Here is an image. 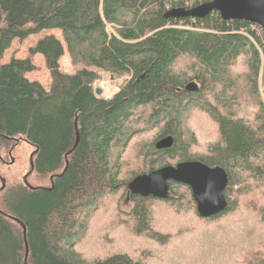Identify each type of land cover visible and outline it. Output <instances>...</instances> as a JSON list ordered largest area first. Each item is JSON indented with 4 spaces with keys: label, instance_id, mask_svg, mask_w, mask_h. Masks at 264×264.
<instances>
[{
    "label": "trees",
    "instance_id": "obj_1",
    "mask_svg": "<svg viewBox=\"0 0 264 264\" xmlns=\"http://www.w3.org/2000/svg\"><path fill=\"white\" fill-rule=\"evenodd\" d=\"M206 1L0 0V61L14 39L55 29L72 62L83 65L74 74L60 71L64 44L53 34L29 48L31 54L44 58L51 77L48 89L26 77L36 69L29 58L11 57L0 63V147L11 149L23 137L35 149L34 172L39 177L57 172L48 187L15 182L1 191L0 264H146L144 250L137 253L140 245L159 252L174 238L152 227L162 225L151 220L148 208L152 201L176 203L170 195L175 187L191 191L187 185L168 181L166 199L129 197L133 205L124 215L131 226H116L114 234L125 235L126 243L112 247L125 250L87 258L88 253L75 247L84 235L96 232L91 221L88 225L89 212L99 209L104 195L120 190L118 158L137 132L130 124L139 107H151L146 123L158 128L159 138L171 135L174 144L152 149L149 168L130 180L155 167L174 165L169 160H197L220 166L227 174L226 208L209 218L198 215L196 236L188 233L183 239L197 246L193 264H210L207 259L212 264H264V250L258 255L253 249L258 241L253 235L258 232L255 217L249 210L246 215L241 200L251 189L243 173L264 180V101L254 94L264 60V30L259 25H255L258 31L251 29L247 21L223 20L217 12L202 19L164 16L171 8L187 9ZM246 53L248 90L259 107L253 121L236 117L231 110L236 87L229 68ZM182 57L192 59L190 73L175 69ZM88 67L130 78L111 98L102 99L94 89L100 74ZM191 82L198 83L197 91L185 88ZM192 98L195 105L186 102ZM190 109L205 112L217 124L220 141L210 146L211 154L191 152L194 134L187 141L183 138L182 123ZM200 221L216 224L211 229L220 232ZM204 230H209L208 235L201 234ZM131 248L134 254L127 251ZM177 255L165 250L158 264H177Z\"/></svg>",
    "mask_w": 264,
    "mask_h": 264
},
{
    "label": "rangeland",
    "instance_id": "obj_2",
    "mask_svg": "<svg viewBox=\"0 0 264 264\" xmlns=\"http://www.w3.org/2000/svg\"><path fill=\"white\" fill-rule=\"evenodd\" d=\"M50 34L59 38L64 44V54L59 60L60 71L67 74H74L76 71L81 70L83 65L81 63L72 62L61 33L55 29L43 30L39 33L31 34L22 40L14 39L10 47L4 52L0 63L9 61L11 57L29 58L36 66V69L27 73L26 77L30 80L39 81L44 88L48 89L51 77L49 70L45 66L44 58L40 54H31L29 52V48L33 47L38 39ZM261 57L264 58L263 55H261ZM249 58V54L246 53L245 55L240 56V59L231 68H229V72L235 80L232 83L233 88L236 87L232 90L234 102L231 104V110L236 117H242L243 119L253 121L254 114L259 112L258 103L256 101L257 98L254 94L259 97V99L264 101V60L262 59V62L260 63L257 92L253 94V91L248 90L249 82L246 77ZM190 60L192 59L190 58ZM190 60L187 57L179 58L175 63V69L184 73H190ZM88 68L96 70L100 74V78L96 81L94 89L99 88L101 90L100 94L96 95L102 99L111 98L130 78L126 74L116 77L111 76L106 72L98 71L92 67ZM107 86L111 90H108L106 88ZM205 98H208L206 94ZM186 102H191L192 104L197 103L194 102V98L186 100ZM150 108L151 107L137 108L135 110V116L132 118L133 121L130 126L136 129L137 132L133 133L127 145L128 147H126L125 151L118 158L120 168L117 179L122 182L119 187L120 190L118 193L104 195L102 200H99V204H97L99 209L94 212L92 211L91 214L89 212L90 217L87 219L88 225L91 221L90 227L92 223L94 224V229L96 231L95 234L93 236H89V234L87 236L84 235L75 244L78 252H81L84 255L85 253H88L86 256L87 258L90 256L101 257L114 251L125 250L120 246L113 249L112 247L120 241L121 243H126L125 235H114L116 232L115 227H122L125 225L131 226L129 219H127L126 215H124V213L128 212L133 205V202L129 200L127 184L134 174L149 168L151 163L150 156L153 155L152 149H155L154 143L157 139H159L158 136L160 134L158 128L146 123L147 118L150 115ZM189 112V114L187 113L184 116L186 117L188 115L182 123L183 138L187 141L189 135L191 136V133L194 134L196 142L191 145V152L198 154L196 152L206 153L208 151V154H211L209 151L210 146L212 144H217L220 141L217 124L203 111L190 109ZM15 143V146L11 149L7 146L0 147L1 210H4V206H2L3 192H1L3 188L12 186L15 182L32 188L48 187L52 185L53 178L55 177L54 175L57 174L56 172L44 177H39L33 170L35 155L34 147H32L23 137L17 138ZM152 144L153 146H151ZM169 162L176 164L175 160H169ZM242 178L244 179L245 184H248L251 187L248 192L242 195L241 200L244 206L247 207L246 215L249 210L251 212V216L255 217V227H257L258 232H253V235H258V241L253 246V249L254 252L259 255L264 250V180H259V178H256L250 173L246 174V172L242 174ZM2 179L4 180L3 187ZM190 192L191 191L187 188L185 189L178 186L174 188V193L170 192V195L173 196L175 200L172 202L176 203L169 204L166 202L152 201L149 204L150 206L148 208L151 211V220H159L162 225V228L155 227L153 225L152 227L162 231L163 234L173 235L174 238L171 239L170 242L168 241L166 244H162L159 252L154 251L149 245H140L141 247L138 248L137 253L144 250V261L146 260V264H158V260H163L160 254L165 250L178 254L175 259L177 264L182 262H191V264L194 263V253L197 250V246L191 242L188 244L186 240H183L189 236L186 235L188 233H192L190 236H196V225L199 222L196 203L193 198L191 200L189 195ZM229 195L232 196V193ZM177 200H180V202L177 203ZM89 210L90 209L87 211ZM82 216L84 215L82 214L81 217ZM242 217L245 216L242 215ZM104 218H107V222H105ZM124 219L126 221H123ZM220 221L221 220L218 222ZM222 222L223 221L219 224ZM200 223L206 225L210 229L216 228L217 226L216 224H208L204 221H200ZM211 230L217 233L220 232L219 229ZM208 231L209 230H204L201 234L208 235L206 234ZM181 236L183 238L178 239ZM196 241L201 245L202 241H199L198 238H196ZM206 241V246H208L209 238H207ZM132 248L127 250L130 254H134ZM157 256L159 257L157 258ZM242 258L247 259L245 256ZM156 259L157 261H155ZM207 261L212 264L210 260L207 259Z\"/></svg>",
    "mask_w": 264,
    "mask_h": 264
},
{
    "label": "water",
    "instance_id": "obj_3",
    "mask_svg": "<svg viewBox=\"0 0 264 264\" xmlns=\"http://www.w3.org/2000/svg\"><path fill=\"white\" fill-rule=\"evenodd\" d=\"M212 12H217L223 20H239L256 23L264 29V0H209L191 8H171L164 16L169 18H205ZM188 91H196L197 84L188 83ZM99 88L95 94H100ZM174 144L171 135L157 139L154 147L170 148ZM168 181L189 186L196 210L201 218H209L222 212L227 202L224 190L228 184L225 170L220 166L210 167L197 160L177 162L174 165H164L147 173L136 175L127 184L128 196H152L166 199L169 196ZM4 180L2 179V187ZM25 232L23 228V233Z\"/></svg>",
    "mask_w": 264,
    "mask_h": 264
},
{
    "label": "built area",
    "instance_id": "obj_4",
    "mask_svg": "<svg viewBox=\"0 0 264 264\" xmlns=\"http://www.w3.org/2000/svg\"><path fill=\"white\" fill-rule=\"evenodd\" d=\"M255 25L258 26V25L255 24V23H250V26L252 27L251 29H256V30L258 31V27H255ZM261 28H262V27H261Z\"/></svg>",
    "mask_w": 264,
    "mask_h": 264
},
{
    "label": "bare ground",
    "instance_id": "obj_5",
    "mask_svg": "<svg viewBox=\"0 0 264 264\" xmlns=\"http://www.w3.org/2000/svg\"><path fill=\"white\" fill-rule=\"evenodd\" d=\"M182 7V6H181ZM108 90H111L108 86L106 87Z\"/></svg>",
    "mask_w": 264,
    "mask_h": 264
}]
</instances>
